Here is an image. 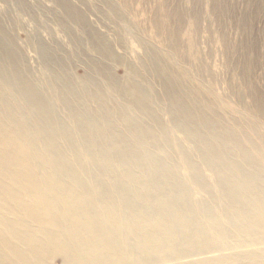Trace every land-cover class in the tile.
I'll return each instance as SVG.
<instances>
[{
    "label": "bare ground",
    "instance_id": "bare-ground-1",
    "mask_svg": "<svg viewBox=\"0 0 264 264\" xmlns=\"http://www.w3.org/2000/svg\"><path fill=\"white\" fill-rule=\"evenodd\" d=\"M16 41L0 14V264H54L56 257L61 264H264L263 251L242 244L256 225L264 229L262 163L236 149L216 124H199L190 113L177 124L172 115L200 143L201 160L212 171L203 180L215 176L237 207L230 205L238 218L232 235L210 234L159 140L139 124L124 130L108 110L84 104L75 111L65 95L76 96L69 81L58 98L84 125V145L64 136L51 93L36 86ZM35 44L56 77L62 61L45 43ZM95 65L108 72L100 61ZM126 70L134 74L129 65ZM107 79L117 92L120 81ZM123 86L146 115L147 95H139L133 79ZM193 168L201 178L202 169ZM206 218L212 223L211 211Z\"/></svg>",
    "mask_w": 264,
    "mask_h": 264
},
{
    "label": "rangeland",
    "instance_id": "rangeland-1",
    "mask_svg": "<svg viewBox=\"0 0 264 264\" xmlns=\"http://www.w3.org/2000/svg\"><path fill=\"white\" fill-rule=\"evenodd\" d=\"M60 3L0 0V14L5 27L17 37L36 86L54 98L56 113L66 123L64 136L77 148L84 145V125L76 123L58 98L64 90L62 83L69 81L76 96L68 91L65 95L73 99L75 111L84 104L108 110L124 130L131 129L126 126L129 123L139 124L156 137L167 158L180 169L198 221L210 234L223 230L231 236V223L237 224L238 218L230 205L236 206L224 195L215 176L210 182L203 180L205 173L212 171L201 160L200 143L176 126L172 115L177 124L186 113L199 124H216L234 139L236 149L253 163L264 165V0ZM38 41L62 61L55 69L56 77L55 67L47 69L35 53ZM97 41L103 51L95 47ZM97 61L106 65L109 73L102 74ZM128 65L134 74L127 72ZM107 77L120 81L117 92ZM131 79L139 95H147L146 115L143 105L133 101L132 92L123 86ZM175 104L178 107L173 110ZM73 158L78 160L80 155L75 153ZM194 165L202 169L201 178H197ZM208 211L212 223L206 218ZM243 217L248 222L247 215ZM256 227L242 244L264 252V229ZM53 262L61 264L60 257Z\"/></svg>",
    "mask_w": 264,
    "mask_h": 264
}]
</instances>
